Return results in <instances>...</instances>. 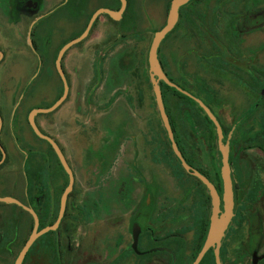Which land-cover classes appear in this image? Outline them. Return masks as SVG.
<instances>
[{"label": "rangeland", "instance_id": "obj_1", "mask_svg": "<svg viewBox=\"0 0 264 264\" xmlns=\"http://www.w3.org/2000/svg\"><path fill=\"white\" fill-rule=\"evenodd\" d=\"M4 1L0 47L12 54H4L0 64V145L8 152L0 171V196L9 192L35 210L42 229L56 222L69 178L50 144L32 131L28 114L51 107L63 94L55 66L58 46L79 37L96 10L112 6L106 0H22L29 11L19 25L15 17H7L10 25L4 21ZM171 2L134 0L129 16L114 22L104 15V22L67 52L70 95L59 109L36 121L62 148L74 172V190L59 234L38 239L24 264H171L165 253L133 252L136 227L142 229L140 251L167 247L176 253L177 264L194 262L207 237L212 202L206 188L172 154L154 95L155 80L184 157L222 187L221 216L228 208L222 168L230 137L229 160L241 163L234 184L242 205L228 239L245 238L249 226L255 231L264 227V17L257 16L264 0H194L184 6L176 29L161 43L154 72L150 46L168 22ZM54 10L50 17L46 14ZM38 34L51 39L50 45L38 41L44 59L39 73L31 47ZM81 60L98 68L110 63L108 68L116 69L114 76L111 71L104 80L91 82V100L85 95ZM166 81L213 112L222 126V140L199 105L182 100ZM114 93L108 117H99L96 101L109 100ZM111 119L116 130H103ZM33 228L31 214L0 203V264L15 263Z\"/></svg>", "mask_w": 264, "mask_h": 264}, {"label": "water", "instance_id": "obj_2", "mask_svg": "<svg viewBox=\"0 0 264 264\" xmlns=\"http://www.w3.org/2000/svg\"><path fill=\"white\" fill-rule=\"evenodd\" d=\"M119 1L121 3V7L119 10L113 11V10L105 9V8L99 9L92 15L84 32L79 37L73 39L72 41L68 42L62 47V49L60 50L58 54L57 60H56V70L63 83V94L51 107L46 108V109L35 108L30 112L28 116V122L34 134L38 138L50 144L56 156L58 157V160L61 166L63 167L64 171L68 175L69 182L60 200V210H59V215H58L56 222L53 225L45 227L43 229H40V219H39L38 214L31 207L24 205L21 201L13 197H10V196L0 197V203H4L8 205H17L23 208L29 214H31V216L34 219L33 231L29 239L25 243L24 247L22 248L14 264H24V261L29 251L34 246V244L38 241V239H40L42 236L46 235L47 233L58 231L64 219V216L66 214L69 196L73 192L74 184H75L74 172L71 166L69 165L62 149L60 148L58 143L53 138L41 132V130L36 124V117L41 114H50V113L55 112L67 100L69 93H70V86L66 78L65 72L63 70V67H62V60H63L65 53L69 49L74 47L75 45H78L81 42H83L89 36L90 31L92 30L94 24L96 23L99 17L107 15L113 21H116V22L121 21L127 9L128 1L127 0H119ZM192 1L194 0H172L168 22L160 31L155 33L154 38L151 42L150 51H149V63H150V68L152 71L158 72V67H159L158 53H159V48L161 46V43L177 27L179 19H180V10L184 6L191 3ZM37 73H39V70ZM166 84L170 86L171 88H174L178 90L179 92H182L185 95L192 98L200 106V108L205 112L209 120L215 125L219 139L220 140L223 139L224 134H223V130H222V126L220 122L217 120L213 112L200 99L195 98L194 96L187 93L186 91H183L180 87H178L176 84L172 82L166 81ZM153 90H154V95H155L158 111H159L163 126L168 135L169 142L171 144L172 150L176 158L178 159L183 169L188 174L197 178L200 182H202L207 187V189L209 190L210 196H211V200H212L210 225H209L206 241L200 253L198 254V256L196 257L195 261L192 264H200L211 248H215L214 254H215L216 264H221V258H220L221 243L231 223V220L233 218V211H234V191H233V183H232V170H231V165L229 162V155H228V152L230 150V137H228L226 140V149L223 152V168H222L224 196H226L225 198L228 199V208H227L226 214L224 216H221L222 198L219 192L217 191L216 187L211 182H209L208 179L203 174H201L198 170L193 169L187 163L186 159L183 156V153L179 149V146L175 140V135H174V131H173V128L170 122V118L166 111L162 88L156 80L153 81ZM1 127H2V122H0V133H1ZM6 157H7V154L3 150V159L0 162V165L5 161ZM140 233H141V229L139 227H136L134 234H133L132 249L136 254L144 255L146 253H142L138 250ZM151 252L153 253L168 252V253L173 254L171 250L165 249V248L154 249Z\"/></svg>", "mask_w": 264, "mask_h": 264}, {"label": "flooded vegetation", "instance_id": "obj_3", "mask_svg": "<svg viewBox=\"0 0 264 264\" xmlns=\"http://www.w3.org/2000/svg\"><path fill=\"white\" fill-rule=\"evenodd\" d=\"M128 1V0H127ZM120 2V1H119ZM40 4H41V2L39 1V7H40ZM120 7H121V3L119 4V7H118V9L117 10H119L120 9ZM127 8H128V6H127ZM7 11L5 14H6V16H5V19H4V21H5V23L6 24H8V23H10V25L11 24H13V23H11L9 20H8V18L7 17H9L10 16V18L11 17H15V19L13 20V18H11V20H13L14 22H15V24H17V25H19V22H21L22 21V19H24L23 18V14H25L26 12H28L29 11V9H28V7H27V4H25L22 0H14L13 2L11 1L10 2V0H8V1H4V3H3V11ZM99 10V9H98ZM98 10H96V11H98ZM117 10H114V11H117ZM95 11V12H96ZM55 12H57V10H54V11H52V13L50 12V11H48L46 14H48V13H50L48 16L50 17L52 14H54ZM94 12V13H95ZM126 12H127V9H126V11H125V13H124V16H125V14H126ZM180 12H181V10H180ZM12 13H14V15H11ZM18 16V17H17ZM47 16V17H48ZM258 17H264V10L263 11H260L259 12V14L257 15ZM256 15L254 16V17H257ZM48 17V18H49ZM46 18V17H45ZM100 18V17H99ZM99 18H98V20H99ZM98 20L96 21V23L94 24V26H93V28H92V30L90 31V34L94 31L93 29H94V27L95 26H97V22H98ZM8 22V23H7ZM114 22H116V21H114ZM118 22H120V21H118ZM88 25V24H87ZM87 27V26H86ZM5 28L7 29V27H6V25H5ZM17 29H18V27H17ZM176 29V28H175ZM174 29V30H175ZM173 30V31H174ZM172 31V32H173ZM171 32V33H172ZM56 34V33H55ZM89 34V35H90ZM16 35H19V33L17 32V34ZM17 38H21L20 37V35L17 37ZM37 44H35V42H32L31 41V47H32V49H33V51L35 52V59H36V66H35V68L34 69H36V70H39V72H40V70H41V67L43 66V64H44V59H43V57L41 56V54H42V52H41V54L39 53V51H41L40 50V44H39V40H42L43 39V41H47L48 40V42H46V43H48V45H50L49 44V42L51 41V39H50V37H46V36H41L40 34H38L37 35ZM87 39V38H86ZM85 39V40H86ZM25 40H26V38H25ZM84 40V41H85ZM83 41V42H84ZM66 43V42H65ZM65 43H63L62 45H60V46H58V48H60V47H63L64 45H65ZM67 44V43H66ZM95 45H98V43L97 44H95ZM52 46V45H51ZM50 47V46H49ZM49 47H48V49H49ZM62 49V48H61ZM69 50H71V49H69ZM68 50V51H69ZM67 51V52H68ZM49 52V51H48ZM60 52V51H59ZM67 52L65 53V55H64V57H63V60H62V67H63V70H64V72H65V75H66V78H67V80H68V83H69V78H68V75H67V72H66V69L64 68V62H65V58H66V55H67ZM88 52V49L84 52V53H87ZM4 54H12V53H3L2 52V48L0 47V64L5 60V55ZM48 54V53H47ZM43 55V54H42ZM57 60V59H56ZM110 64V63H109ZM109 64H107L106 66H104L103 67V65H102V67H101V70H103V76L101 77L103 80L107 77V76H109V73L112 71L113 72V76L115 75L114 74V72L116 71V69L115 68H112V66L110 65V68H108V65ZM55 66H56V62H55ZM107 69V70H106ZM40 75V74H39ZM69 86H70V84H69ZM178 86V85H177ZM179 87V86H178ZM162 88V87H161ZM71 89V88H70ZM107 89H108V87L107 86H104L103 87V90L105 91V94H107L106 93V91H107ZM115 92V91H114ZM163 92V91H162ZM188 93V92H187ZM69 95H70V93H69ZM69 97V96H68ZM110 97H112L113 98V100H115L116 99V93H114V94H111V96ZM163 97H164V95H163ZM23 100V95H22V98L20 99V102H18L16 105H15V107H14V109L12 110V113H11V117H10V120H11V124H12V121H14L15 120V112H16V109L17 108H19V106L21 105V101ZM17 107V108H16ZM165 107H166V105H165ZM200 107V106H199ZM33 110V109H32ZM31 110V111H32ZM30 111V112H31ZM30 112H29V114H30ZM6 114V113H5ZM29 114H28V116H29ZM3 116V115H2ZM39 116V115H38ZM37 116V117H38ZM36 117V118H37ZM4 118V117H3ZM0 122H2V119H1V117H0ZM29 123V122H28ZM14 122H13V126H12V130L13 129H15L14 128ZM36 124H37V121H36ZM30 125V124H29ZM3 126H4V122H2V127H1V130H3ZM37 126H38V124H37ZM31 127V126H30ZM39 127V126H38ZM32 129V128H31ZM33 131V130H32ZM174 135H175V133H174ZM178 144V143H177ZM59 145V144H58ZM60 146V145H59ZM179 146V145H178ZM61 148V147H60ZM180 149V148H179ZM63 151V150H62ZM4 152H5V150H4ZM182 152V151H181ZM6 154H7V157H6V159H5V161L0 165V167L2 166H5V163H6V161H7V159H8V152H7V150H6V152H5ZM64 153V152H63ZM65 155V154H64ZM184 156V155H183ZM0 162L2 161V159H3V147L2 146H0ZM185 158V157H184ZM186 159V158H185ZM187 161V160H186ZM229 162H230V165H231V170H232V183H233V191H234V211H233V218H232V220H231V223H230V225H229V227H228V230L226 231V234H225V237H224V239L222 240V243H221V248H220V258H221V264H264V227H262V226H259L258 227V229L255 231V230H253L252 229V227H250L249 226V230L247 231V234H246V237L245 238H243V239H240V240H236V241H232V240H229L228 239V235H229V233H230V231H231V229H232V227H233V224L235 223V221H236V216H237V214H238V211H239V205H242V202H240V200H241V196L239 195V196H237V193H236V191L238 190V186L236 185V184H234L235 182H234V173H236V172H240V166H241V163H240V161H239V159H234V160H229ZM191 166V165H190ZM192 167V166H191ZM4 168V167H3ZM3 168H1L0 169V171L1 170H3ZM196 170V169H195ZM201 174H203L200 170H198ZM207 179H208V181L209 182H211L215 187H216V189H217V191L219 192V194H220V196H221V185H219L218 183L217 184H215L212 180H210L205 174H203ZM237 178H244V176H240V175H238L237 176ZM0 179H1V177H0ZM197 179V178H196ZM199 181V180H198ZM200 182V181H199ZM200 184L202 185V186H204L205 188H206V190L208 191V194H209V196H210V193H209V190L207 189V187L202 183V182H200ZM243 196V195H242ZM245 196V195H244ZM222 198V197H221ZM210 199H211V196H210ZM242 201V200H241ZM211 202H212V200H211ZM221 208H222V205H221ZM209 225H210V221H209ZM263 226H264V224H263ZM60 228V227H59ZM140 228V227H139ZM41 229V228H40ZM43 229V228H42ZM141 229V228H140ZM209 229V228H208ZM59 230V229H58ZM53 233H56L57 235L59 234V232L58 231H56V232H53ZM208 234V233H207ZM141 236H142V229H141V233H140V237H139V243H140V238H141ZM206 241V240H205ZM205 241L203 242V244H202V246L200 247V250H199V252H198V254L200 253V251H201V249L203 248V245H204V243H205ZM233 242V243H232ZM133 244V243H132ZM131 248H132V246H131ZM158 248H165V249H168L167 247H158ZM158 248H155V249H158ZM133 250V249H132ZM138 250H139V244H138ZM152 250H154V249H152ZM152 250H150V251H140V252H142V253H146V254H144V255H138V254H136L134 251V253L136 254V255H138V256H146V255H149V254H152L153 252H151ZM169 250H171V249H169ZM172 252H173V254H171V253H168V252H155V253H165V254H167L168 255V257H170V259H171V264H177L178 263V261H177V257H176V253L173 251V250H171ZM214 252H215V248H211L209 251H208V253L206 254V256L207 255H213L214 256V262H215V254H214ZM198 254H197V256H198ZM196 256V257H197ZM223 257H228L227 258V261L226 262H224V259H223ZM205 258V257H204ZM196 259V258H195ZM195 261V260H194ZM203 261V260H202ZM201 264V263H200ZM215 264H216V262H215Z\"/></svg>", "mask_w": 264, "mask_h": 264}, {"label": "crops", "instance_id": "obj_4", "mask_svg": "<svg viewBox=\"0 0 264 264\" xmlns=\"http://www.w3.org/2000/svg\"><path fill=\"white\" fill-rule=\"evenodd\" d=\"M106 1H107L108 5L112 6L111 7L112 9H110V10L114 11V10L118 9L119 2L117 0H106ZM116 3L118 4L117 8H114L113 6ZM1 6L3 7L2 3H1ZM103 19H104L103 16H101L97 23L104 22ZM100 35H102V34H100ZM100 35L97 38H101L102 36H100ZM87 45L90 46L91 44H87ZM88 46H87V48H88ZM92 46H93V44H92ZM80 70H82V78H83V82H84L83 83V87L85 88V95L89 94L88 97H90L89 99L91 100V97L93 96V91L92 90H94V87L91 88V86H92L91 82H93L95 79L101 81L102 80L101 77L103 76V73H102L103 70H101L100 67L99 68L96 67L94 63H92V64L90 62L86 63L85 60H81V68H80ZM100 81L98 83H100ZM87 91H88V93H87ZM96 102H98V105H99V106L96 107L97 110H100L99 117H102L104 119L107 118L108 114L110 113V108H111L109 106V104L111 102H114L113 98L110 97L109 100L103 98V100L102 99L101 100H97ZM91 109H92L93 113L96 112V109H95L94 105H91ZM116 128L117 127L115 125H113V123H112V119H111V122L108 121V122L103 124V130H116ZM68 137L70 138V140H72V142L74 141L73 133L72 134L69 133ZM8 193L9 192H7V194H5V196L8 197V195H9ZM0 197H4V196H0ZM10 197H12V196H10Z\"/></svg>", "mask_w": 264, "mask_h": 264}, {"label": "trees", "instance_id": "obj_5", "mask_svg": "<svg viewBox=\"0 0 264 264\" xmlns=\"http://www.w3.org/2000/svg\"><path fill=\"white\" fill-rule=\"evenodd\" d=\"M118 2H119V0H117ZM119 4H120V2H119ZM134 0H128V8H127V12H126V14H125V16L124 17H127V16H129L128 14H129V12H131V11H133V8H134ZM106 17H108V19L109 20H111V21H113L109 16H107L106 15ZM180 87V86H179ZM167 88H169V89H172L170 86H167ZM181 88V87H180ZM182 89V88H181ZM173 90H174V88H173ZM183 90V89H182ZM183 91H186V90H183ZM174 92L177 94V96L178 97H180L182 100H186V101H190V102H192V101H194L192 98H190L189 96H187V95H185L184 93H182V92H179L178 90H174ZM187 92V91H186ZM189 93V92H188ZM195 102V101H194ZM207 117V116H206ZM208 118V117H207ZM209 119V118H208ZM170 122H171V120H170ZM171 125H172V122H171ZM172 128H173V131H174V133H175V130H174V127H173V125H172ZM40 129V128H39ZM41 132L43 133V134H45V135H47L46 133H44L42 130H41ZM48 136V135H47ZM50 137V136H49ZM52 138V137H51ZM176 138V137H175ZM176 140V139H175ZM177 142V141H176ZM178 143V142H177ZM171 150H172V147H171ZM172 154L174 155V152H173V150H172ZM175 156V155H174ZM176 157V156H175ZM178 160V159H177ZM180 163V162H179ZM187 163H188V161H187ZM189 164V163H188ZM180 165H181V163H180ZM190 165V164H189ZM182 166V165H181ZM4 167V166H3ZM2 166L0 167V169L1 168H3ZM183 168V167H182ZM184 170V169H183ZM203 173V172H202ZM204 174V173H203ZM71 197V194H70V196H69V198ZM67 209H68V206H67ZM66 213H67V210H66ZM66 215V214H65ZM39 216V215H38ZM65 217V216H64ZM39 219H40V217H39ZM51 226V225H50ZM51 233H53V232H51ZM28 255H29V253H28ZM28 255H27V257H28ZM27 257H26V259H27ZM26 259H25V261H26ZM25 261H24V263H25ZM212 261V264H215V262H214V256L213 255H207V256H205V258L203 259V261L201 262V264H207V263H209V262H211Z\"/></svg>", "mask_w": 264, "mask_h": 264}]
</instances>
